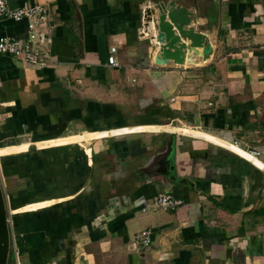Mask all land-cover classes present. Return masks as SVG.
I'll list each match as a JSON object with an SVG mask.
<instances>
[{"label":"crops","instance_id":"crops-1","mask_svg":"<svg viewBox=\"0 0 264 264\" xmlns=\"http://www.w3.org/2000/svg\"><path fill=\"white\" fill-rule=\"evenodd\" d=\"M159 1L6 0L47 7L52 58L0 54L8 264H264V0H176L211 44L183 65L154 63ZM160 191L184 204L147 207Z\"/></svg>","mask_w":264,"mask_h":264},{"label":"water","instance_id":"water-1","mask_svg":"<svg viewBox=\"0 0 264 264\" xmlns=\"http://www.w3.org/2000/svg\"><path fill=\"white\" fill-rule=\"evenodd\" d=\"M154 18L153 34L150 36L151 55L157 65L172 61L176 65L191 64L194 56L207 58L211 44L207 35L192 26L195 14L176 0L159 1ZM175 136L171 133L163 155V163L158 168V176L170 183H177L171 165L174 154ZM12 244L11 228L4 187L0 178V264H8Z\"/></svg>","mask_w":264,"mask_h":264},{"label":"built area","instance_id":"built-area-1","mask_svg":"<svg viewBox=\"0 0 264 264\" xmlns=\"http://www.w3.org/2000/svg\"><path fill=\"white\" fill-rule=\"evenodd\" d=\"M49 11L42 3H32L25 6L12 9L8 6L6 0H0V19L7 18L15 21L25 19L27 21V38L24 41L18 39L2 36L0 37V54H6L13 57L23 59L26 63L34 65H46L52 62L51 56L43 51L42 45L49 41L48 23ZM115 48H111V54L108 56V64L117 65L115 56ZM1 103V100H0ZM208 102V105H211ZM2 114H0V120ZM258 154V153H256ZM184 204V200L175 195L171 191H160L156 193L150 200L149 206L153 209L163 208L174 211ZM9 221V217H8ZM153 232L151 229H143L139 233L136 243L141 248L147 247L152 242ZM12 244H15L13 232L11 230Z\"/></svg>","mask_w":264,"mask_h":264},{"label":"rangeland","instance_id":"rangeland-1","mask_svg":"<svg viewBox=\"0 0 264 264\" xmlns=\"http://www.w3.org/2000/svg\"><path fill=\"white\" fill-rule=\"evenodd\" d=\"M10 250H11L12 254H14L15 249H14L13 245L11 246ZM10 260H11V253H10Z\"/></svg>","mask_w":264,"mask_h":264}]
</instances>
